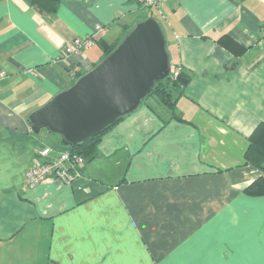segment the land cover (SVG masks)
I'll use <instances>...</instances> for the list:
<instances>
[{"label":"crops","instance_id":"crops-1","mask_svg":"<svg viewBox=\"0 0 264 264\" xmlns=\"http://www.w3.org/2000/svg\"><path fill=\"white\" fill-rule=\"evenodd\" d=\"M146 18L187 81L172 111L141 103L72 183L27 188L38 152L64 149L30 114L103 58L65 48L96 26L115 44ZM263 25L264 0H59L52 14L0 0V264H264V198L244 193L260 175L244 153L264 120Z\"/></svg>","mask_w":264,"mask_h":264},{"label":"water","instance_id":"water-1","mask_svg":"<svg viewBox=\"0 0 264 264\" xmlns=\"http://www.w3.org/2000/svg\"><path fill=\"white\" fill-rule=\"evenodd\" d=\"M169 71L159 22L139 21L109 55L30 114L31 131L57 134L63 146L81 144L134 112Z\"/></svg>","mask_w":264,"mask_h":264},{"label":"trees","instance_id":"trees-1","mask_svg":"<svg viewBox=\"0 0 264 264\" xmlns=\"http://www.w3.org/2000/svg\"><path fill=\"white\" fill-rule=\"evenodd\" d=\"M30 2L31 5L37 8L40 12L52 14L56 10L59 0H30ZM128 32H126V34ZM119 42L115 44H107L104 40L99 38L96 44L100 47L104 58L115 49ZM186 82L187 81L183 79L181 75H179L176 80H170L169 76H167L164 80L154 84L153 89L145 99L152 96L166 109L172 111L174 106L173 92H175L176 88L184 86ZM145 99H143V101ZM143 101L141 103H143ZM122 118L123 117H120L115 124ZM115 124L81 144L62 147L81 155L85 159H91L95 155L97 145L100 142L102 135L110 130ZM244 163L255 167L260 172V175L244 189V193L250 197L264 198V120L259 122L248 137V145L244 153Z\"/></svg>","mask_w":264,"mask_h":264},{"label":"built area","instance_id":"built-area-1","mask_svg":"<svg viewBox=\"0 0 264 264\" xmlns=\"http://www.w3.org/2000/svg\"><path fill=\"white\" fill-rule=\"evenodd\" d=\"M138 4L154 8L157 6V0H135ZM104 33V28L96 26L95 32L81 38H74L65 48L64 55L61 57L64 61L71 54H80L82 51L91 48L100 38L99 35ZM261 37L264 39V25L261 28ZM79 68L72 67L70 75L72 79H78ZM180 75L179 67H172L169 71L170 80H176ZM4 77V72L0 71V79ZM52 149L45 147L38 152L34 165L25 174V185L27 188H33L43 183L45 180L52 178L63 184L72 183L79 176V168L84 164L85 158L81 155L63 149L54 156L51 155Z\"/></svg>","mask_w":264,"mask_h":264},{"label":"rangeland","instance_id":"rangeland-1","mask_svg":"<svg viewBox=\"0 0 264 264\" xmlns=\"http://www.w3.org/2000/svg\"><path fill=\"white\" fill-rule=\"evenodd\" d=\"M150 13V11H147V14H149ZM155 17V16H154ZM156 18V17H155ZM103 59V58H102ZM77 80V79H76ZM76 80H74L73 82H72V84H74V82L76 81ZM153 97L152 96H150V97H148V98H146L144 101H143V103H152V102H154V100L152 99ZM42 134H46V133H44V131H43V133ZM43 136H45V135H43ZM46 136H50V137H56V138H60L61 139V137L59 136V135H57V134H50V135H46ZM50 148V147H49Z\"/></svg>","mask_w":264,"mask_h":264}]
</instances>
